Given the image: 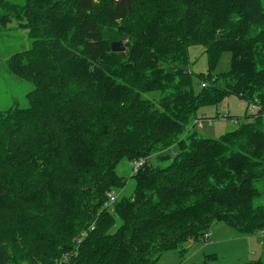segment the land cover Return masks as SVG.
Listing matches in <instances>:
<instances>
[{
  "label": "trees",
  "instance_id": "1",
  "mask_svg": "<svg viewBox=\"0 0 264 264\" xmlns=\"http://www.w3.org/2000/svg\"><path fill=\"white\" fill-rule=\"evenodd\" d=\"M12 29L33 44L9 70L34 89L0 112V264H56L94 223L70 264H157L216 223L264 232V0H0V36ZM193 46L210 67L200 93ZM231 96L259 114L201 137L198 112ZM141 159L134 196L106 209L119 165Z\"/></svg>",
  "mask_w": 264,
  "mask_h": 264
},
{
  "label": "rangeland",
  "instance_id": "2",
  "mask_svg": "<svg viewBox=\"0 0 264 264\" xmlns=\"http://www.w3.org/2000/svg\"><path fill=\"white\" fill-rule=\"evenodd\" d=\"M14 27L15 24L12 28ZM32 44L28 32L24 30L12 29L0 36V112L8 111L15 106L26 110L30 106L27 96L33 91V85L14 75L9 70L8 64L15 54L30 50ZM189 56L191 70L194 73L195 91L200 93L202 91L200 78L210 73L208 57L200 46L191 47ZM230 70L231 56L225 54L215 69L214 75L221 76ZM158 96L159 94H150L146 98L156 100ZM246 114L252 115V112L248 110V104L236 96H231L218 105L201 108L198 112V120H201L203 125L196 127L197 133L205 139L219 140L227 133L237 129L238 125L234 124V119L244 118ZM223 117L228 119L224 120ZM208 120H213V123ZM171 153L172 156L175 155L174 150ZM148 166L157 168V158H151ZM131 169V164L128 161L118 167L117 172L120 177L127 179L126 188L122 192H112L118 196L119 201L124 198L130 199L135 194L137 183L135 179H132ZM258 189L264 190V181L258 183ZM255 206H264V195L256 201ZM113 216L116 224L111 232L115 234L118 232L121 220L115 217V214ZM212 231L214 236L211 243L218 241L217 245L211 244L210 241H202V243L190 241L179 251L166 253L157 264H246L248 257L252 259L254 245L257 246L260 253H263L264 242H259L261 234L248 237L251 239L243 238L238 230L225 223L214 224Z\"/></svg>",
  "mask_w": 264,
  "mask_h": 264
},
{
  "label": "built area",
  "instance_id": "3",
  "mask_svg": "<svg viewBox=\"0 0 264 264\" xmlns=\"http://www.w3.org/2000/svg\"><path fill=\"white\" fill-rule=\"evenodd\" d=\"M206 85H203V87H205ZM248 110L252 112V115L253 117H256L258 114H259V107L257 105H250L248 107ZM224 120H227L228 118L227 117H223ZM210 123H213V120H208ZM234 124L235 125H238V121L237 120H233ZM200 125H203V122L201 120H196L195 122V126L196 127H200ZM147 164V160L146 159H141L137 162H134L132 165H131V172H132V176H135L137 175L144 167L145 165ZM118 201V196L114 193H111L108 195V201L105 205V208L106 209H111L114 204ZM96 227V224H92V226L88 229V230H85L83 232H81L77 238L74 240V244H75V249L68 252V253H65L61 259L57 260L56 261V264H70L71 261L76 258L78 256V250L79 248L81 247V245L83 244V242L88 238L89 234L91 231H93ZM264 236V232L261 234ZM212 237V233L209 232L205 235L204 237V241L205 242H209L210 239Z\"/></svg>",
  "mask_w": 264,
  "mask_h": 264
},
{
  "label": "crops",
  "instance_id": "4",
  "mask_svg": "<svg viewBox=\"0 0 264 264\" xmlns=\"http://www.w3.org/2000/svg\"><path fill=\"white\" fill-rule=\"evenodd\" d=\"M212 233V237H211V239L213 238V236H214V234H213V231L211 232ZM243 238H248V237H245L244 235H241ZM260 237V239H259V242H261V243H263L264 242V236L263 235H261V236H259ZM211 239H210V243H211ZM240 239H242V238H240ZM248 239H251V238H248ZM249 241H252V240H249ZM223 242V241H222ZM249 243V242H248ZM211 244H213V245H217L218 244V241H213ZM249 246H250V243H249ZM251 249H252V247H251ZM253 251V253H252V259L250 258V257H248L249 259L247 260V263H249V262H253V261H256L255 259H257V260H262V259H264V250H263V253H260V251L259 250H257V246L256 245H254L253 246V249H252ZM255 258V259H254ZM246 263V264H247Z\"/></svg>",
  "mask_w": 264,
  "mask_h": 264
},
{
  "label": "water",
  "instance_id": "5",
  "mask_svg": "<svg viewBox=\"0 0 264 264\" xmlns=\"http://www.w3.org/2000/svg\"><path fill=\"white\" fill-rule=\"evenodd\" d=\"M113 53H126L127 47L122 42L114 43L112 46Z\"/></svg>",
  "mask_w": 264,
  "mask_h": 264
}]
</instances>
